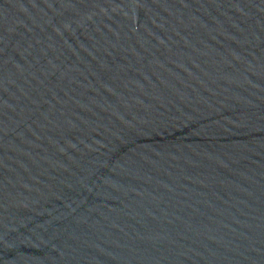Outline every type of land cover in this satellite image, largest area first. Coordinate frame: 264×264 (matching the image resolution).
<instances>
[{"label": "water", "instance_id": "95a60500", "mask_svg": "<svg viewBox=\"0 0 264 264\" xmlns=\"http://www.w3.org/2000/svg\"><path fill=\"white\" fill-rule=\"evenodd\" d=\"M0 264H264V0H0Z\"/></svg>", "mask_w": 264, "mask_h": 264}]
</instances>
